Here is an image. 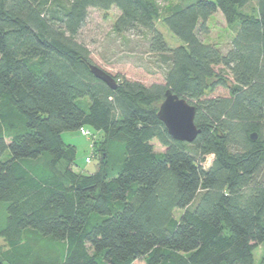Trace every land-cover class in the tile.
Returning a JSON list of instances; mask_svg holds the SVG:
<instances>
[{"label": "trees", "instance_id": "trees-1", "mask_svg": "<svg viewBox=\"0 0 264 264\" xmlns=\"http://www.w3.org/2000/svg\"><path fill=\"white\" fill-rule=\"evenodd\" d=\"M111 7L117 33L148 31L149 50L166 66L161 83L123 77L111 89L90 72L77 35L89 8ZM160 9L156 0H0V264H257L264 0ZM216 12L234 28L225 52L200 37ZM217 86L227 95L210 96ZM167 89L195 107L192 142L174 139L148 107ZM83 98L86 110L76 103ZM80 127L102 133L93 173L72 169L76 149L62 140ZM28 229L48 237L58 256L42 252Z\"/></svg>", "mask_w": 264, "mask_h": 264}, {"label": "rangeland", "instance_id": "rangeland-1", "mask_svg": "<svg viewBox=\"0 0 264 264\" xmlns=\"http://www.w3.org/2000/svg\"><path fill=\"white\" fill-rule=\"evenodd\" d=\"M156 1L161 8V12H164L165 8L183 5L186 0ZM118 15L119 10L116 7H111L107 11L89 8L85 24L79 30L77 40L86 46L93 63L112 75L117 82H120L124 77L129 80H139L146 85L161 83L166 66L159 60V56L156 53L149 50L148 31L140 28L129 32L117 33L113 29V24ZM155 24L162 32L169 47H175L179 44L178 39L167 29L160 19ZM206 24L208 31L205 34H200V37L207 43L216 44L225 52L229 47L234 28L226 25L225 19L219 12L211 15ZM219 68L217 67L216 69L219 70ZM227 93L228 90L226 88L217 86L210 96L227 95ZM76 103L86 110L89 100L88 98L78 99ZM159 104L160 101L153 100L149 102L148 107L158 110ZM86 128L91 131L93 136H85L78 129L63 132L62 140L66 144L73 145L76 149L75 161L71 167L76 171L93 173L97 170L99 164L101 151L96 147L100 145L102 133H96L91 127ZM94 140H96V144L92 143ZM152 143L156 151H163L165 149L156 139ZM118 145L116 143V146ZM6 154L7 151L4 156ZM86 157H90L89 162L85 160ZM212 158V155L206 157L203 162L205 167L210 165ZM5 215L6 202L0 201V227L4 224ZM28 231L38 234L37 237L39 236L40 238L42 252H50L53 255L55 254L54 256H58L59 251H55L51 246H48V237L42 236L32 229H28ZM37 237H33V240ZM3 244H5V241L0 239V245L2 246ZM253 254L257 264H264V244L258 246Z\"/></svg>", "mask_w": 264, "mask_h": 264}, {"label": "water", "instance_id": "water-1", "mask_svg": "<svg viewBox=\"0 0 264 264\" xmlns=\"http://www.w3.org/2000/svg\"><path fill=\"white\" fill-rule=\"evenodd\" d=\"M88 68L94 76L104 81L111 89L117 87L113 76L100 67L89 64ZM157 116L165 124L169 134L174 139L192 142L200 132V129L194 123V105L186 99L180 98L169 89L165 91L164 98L159 104ZM251 136L254 137L255 134Z\"/></svg>", "mask_w": 264, "mask_h": 264}, {"label": "built area", "instance_id": "built-area-1", "mask_svg": "<svg viewBox=\"0 0 264 264\" xmlns=\"http://www.w3.org/2000/svg\"><path fill=\"white\" fill-rule=\"evenodd\" d=\"M79 131L81 132V134H83V135H85V136H93V134L91 133V131L88 129V128H86V127H80L79 128ZM87 162H89L90 161V157H86V159H85Z\"/></svg>", "mask_w": 264, "mask_h": 264}, {"label": "crops", "instance_id": "crops-1", "mask_svg": "<svg viewBox=\"0 0 264 264\" xmlns=\"http://www.w3.org/2000/svg\"><path fill=\"white\" fill-rule=\"evenodd\" d=\"M73 169V168H72ZM74 170V169H73ZM76 171V170H75Z\"/></svg>", "mask_w": 264, "mask_h": 264}]
</instances>
